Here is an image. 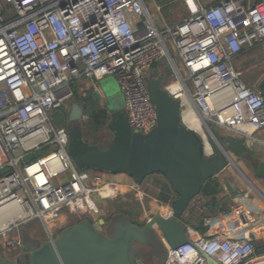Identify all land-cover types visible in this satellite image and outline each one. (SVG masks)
<instances>
[{
  "label": "built area",
  "instance_id": "1",
  "mask_svg": "<svg viewBox=\"0 0 264 264\" xmlns=\"http://www.w3.org/2000/svg\"><path fill=\"white\" fill-rule=\"evenodd\" d=\"M182 1L187 16L161 29L145 0H0V249L23 253L18 228L32 219L47 239L63 211L83 215L92 197L119 195L103 171L74 164L68 130L52 122V111L71 99L73 80H90L99 91L97 81L113 75L131 129L148 133L157 114L147 71L167 58L180 86L165 88L179 101L182 123L188 108L210 134L213 126L244 137L247 128L264 129V96L232 62L264 43V0ZM39 150L42 156L27 159ZM235 210L226 227L167 246L163 264H247L260 257L253 234L263 236L264 213Z\"/></svg>",
  "mask_w": 264,
  "mask_h": 264
},
{
  "label": "water",
  "instance_id": "2",
  "mask_svg": "<svg viewBox=\"0 0 264 264\" xmlns=\"http://www.w3.org/2000/svg\"><path fill=\"white\" fill-rule=\"evenodd\" d=\"M160 64L161 60L157 61L146 75L147 90L157 114V125L148 133L131 129L123 106L111 91L104 94L110 116L106 126L112 133L109 141L91 144L83 140L84 107L79 102L66 103L65 113L69 123L68 155L79 169L125 173L138 185L150 176L161 175L165 188L174 195L170 199L165 193L166 209L142 226L123 214H114L107 222L84 219L36 246L21 236L23 253L10 258L0 253V264H148L139 257L141 250H151L153 260L160 259L161 264L166 259L167 246L177 247L188 241L182 218L199 198L206 181L228 164L236 167L230 151L240 157H254L249 158V164L256 175L264 176V165L245 147L242 138L223 137L213 129V153L205 155L202 137L182 123L179 101L163 86ZM171 71L167 68L164 73ZM259 89L264 96V79ZM215 202L212 198L210 205L205 206L210 208Z\"/></svg>",
  "mask_w": 264,
  "mask_h": 264
},
{
  "label": "crops",
  "instance_id": "3",
  "mask_svg": "<svg viewBox=\"0 0 264 264\" xmlns=\"http://www.w3.org/2000/svg\"><path fill=\"white\" fill-rule=\"evenodd\" d=\"M263 48H264V43H260L250 48L244 49L233 59L232 62L234 68L240 72L243 69L242 63L247 64L251 60L254 61L263 60L264 58H262L261 55L263 54ZM149 70L147 71V73L149 72ZM263 75H264V71L257 76L260 77ZM91 86H92V82L89 80V87ZM96 92L101 94V97L105 102L100 87H99V91ZM86 135L87 136H85V133H83L82 134L83 138L86 140V142L92 144L109 141V137H110L108 136V133H86ZM227 137H230L232 139L242 138L244 140L245 147L251 150V152L254 154L257 160L264 165V129L253 131L252 133H249V135L245 137L239 136L237 133H232V135L230 136L227 135ZM229 153L232 156V159L236 161L237 164H239V166L242 168L245 174L247 173L246 174L247 177L251 178V179L249 178V180L250 181L252 180L251 182L254 181L255 183L254 186L256 187V189H258V192L255 191L256 193H253V188L248 184V178L246 180L244 177H242L239 171L236 170V167L234 165L232 164L226 165V167L218 175L215 176L219 183V192L215 197H213L216 200L215 205L210 208H207L205 205H210V201L212 198H206L200 195L199 198L194 201V203L192 202L193 204L191 206L192 207L194 206L193 212L190 213L188 209L182 218V222L187 227V236L190 239L198 238L199 236L202 235H207L210 233L212 229L216 230L226 227L228 222H233V220L236 218L237 215L235 209L237 208H241V207L243 208L244 206L259 211L261 213H264V196H263L264 178L258 177L254 173L252 167L242 157L235 155L231 151ZM246 166L249 168L250 173L244 170ZM102 179L104 181H112L117 184L119 196L118 198L117 197L116 198L119 199L120 201L125 196H128L137 190L135 188L136 187L135 185L137 183H135L132 177H130L125 173L112 174V173L103 172ZM164 185H165V180L161 175L150 176L148 179L144 181L142 185H140L143 188V191L145 190L144 192H146L145 194H147V197L150 199L152 205L155 204L156 202L160 203V207H161L160 211L166 209V203L164 202L166 200V196H165L166 192H168L167 194L169 195L170 199L174 198L173 193L169 192V190H167L165 188L166 186ZM116 198L101 199L97 196L92 197L88 201L91 207L89 208V212L84 214V217L91 222L99 221L100 219H102V215L100 213L101 211L100 207L102 205H105L107 200L108 201L113 200L112 202H114L116 201L115 200ZM97 205L100 206L97 207V209L99 210L97 209L95 210V207ZM119 211L120 210H118L116 213H119ZM149 213L151 212L149 211ZM66 214H68V212L63 211L58 223L53 227L56 231L55 233L58 234L61 232L63 228L67 227V224H65L67 222V218L65 216ZM201 214H202V218H201ZM128 216L131 222H135L133 220V216H135V214L129 213ZM209 219H210V223H206V220ZM262 239H264L262 236V231L255 232L253 234V240L258 241ZM148 264H156V263H148Z\"/></svg>",
  "mask_w": 264,
  "mask_h": 264
},
{
  "label": "rangeland",
  "instance_id": "4",
  "mask_svg": "<svg viewBox=\"0 0 264 264\" xmlns=\"http://www.w3.org/2000/svg\"><path fill=\"white\" fill-rule=\"evenodd\" d=\"M145 1L147 3V6H148V9L151 13L152 18L154 19V21L158 25V27L161 29L166 24H172V23H177V22L182 21L188 14V11H187L182 0H168V1L164 0L163 3H159V2H157V0H145ZM155 4L160 6V8H161L160 11L155 9L156 8ZM169 49H170L171 54L175 57V53L172 50V48L170 47V45H169ZM261 55H262V58H264V48H263V54H261ZM177 65L179 67V70H180L182 76H185L186 70L183 68L182 65H180V63L178 61H177ZM242 66H243V69L240 71L241 72V76H240L241 80L245 84L247 83V85L250 86L251 88L256 89L255 85L252 83V80L254 77H256L257 75H259L261 72L264 71V59L260 60V61L251 60L247 64L242 63ZM158 68L163 72V78H164L163 79V86L164 87L166 85H168L169 83L174 81L175 75H174L173 71H171V73H164L167 68H171L169 66L167 58L161 59V64L158 66ZM97 83H98V86L100 87L104 97H105V95H104L105 92H107V91L108 92L109 91L114 92L116 94L115 99L124 108L123 96L119 90L118 83H117V81L113 75L104 76V77L100 78L97 81ZM187 83L190 84V81H188ZM75 85H76V87H78V92H81V91H83V89L89 87V80L80 79V80L76 81ZM98 95H99L100 104L105 105V102L103 101V98L101 97V94L98 93ZM69 101H75L73 96L71 97V99ZM51 119H52V122L54 125H59V123H63V126H65L66 129L68 130L69 123L66 119V113H64L61 110V108L52 111ZM81 121H82L81 124H83V126H84V123L86 121V117L83 116ZM213 129L216 133H218V135H221L223 137H227V135H229V136L232 135V132L224 130V129H217L215 126H213ZM100 133H108V136H110L109 140L112 138L111 131L106 126H104V128L100 131ZM204 134H205L206 141L208 142V144L211 148L210 139L211 138L214 139V138H213L212 134L208 133L205 129H204ZM85 136H87L86 133H85ZM224 146H225V144H224ZM44 151L45 150H43V152ZM242 158L248 164L251 163V160L249 158L254 160V157H249V156H243ZM255 161H256V158H255ZM246 167L244 170H246L247 172L250 173L249 168L248 167L246 168ZM156 175H158V174H156ZM148 178H146V179H148ZM253 184H255L254 181H253ZM144 191H143V188L140 186L136 191H134L130 195L125 196L123 199H121V201L119 199H117L119 196L118 195L117 198L115 199L116 201L112 202L113 200L112 201L107 200L105 205H102L101 207L99 205H97L95 207V210L97 209V207H100V209H101L100 213L102 215V219L105 220L106 222L110 219L111 215H113V214H123L124 216H128V214L123 213V212L116 213L118 210L130 212V213L135 214V216H133V220L137 224L142 225L148 219H150L154 214L159 213L161 210L160 203L156 202L155 204L152 205L150 202V199L147 197V194H145L146 192H144ZM255 191L256 190L253 188V193H256ZM137 192H138V195H137ZM261 196H262V194H261ZM263 196H264V194H263ZM97 210H99V209H97ZM149 211L151 213H149ZM65 216L67 218V222L65 224H67V226H68V224H73L78 219L83 218L84 214L83 215H72V214L68 213ZM51 230L53 231L54 235L59 234V233L58 234L55 233L56 231L53 227L51 228ZM18 233L20 234V236H24L29 241L31 246H36L42 240L46 239V235H47L43 225L37 219H32V220H30L24 224H21L18 228ZM141 251L142 252L140 253L139 257H142L147 263L160 264V261H161L160 259L153 260L152 255H151V250H149L147 252H145L146 250L145 251L141 250ZM0 253L5 258L10 257V256L14 257L16 255V253H13V251L9 252L5 248L0 249ZM261 261H264V255L257 257V259H254L253 261H250L247 264H256V263L261 262Z\"/></svg>",
  "mask_w": 264,
  "mask_h": 264
},
{
  "label": "trees",
  "instance_id": "5",
  "mask_svg": "<svg viewBox=\"0 0 264 264\" xmlns=\"http://www.w3.org/2000/svg\"><path fill=\"white\" fill-rule=\"evenodd\" d=\"M157 2L163 3L164 0H157ZM75 83H76L75 80L71 82L72 96L75 99V101L79 102L84 107L83 114L86 117L84 126L82 124V131H83L82 134L83 133H100V131L104 128V126H106L110 118L106 105L100 104L99 95L98 93L95 92L92 86L83 89V91L81 92H78V87H76ZM59 125H63V123H59ZM83 140L85 139L83 138ZM95 144H98V143H95ZM223 144H225L226 146V143H224V141H223ZM43 154H44L43 150H39V151H36L35 153L28 155L27 159H35L36 157L42 156ZM258 177L264 178V176H258ZM218 192H219V183L216 177L214 176V177L209 178L206 181L205 185L202 188L200 195L206 198H213L218 194ZM193 209H194V206L189 207V212L192 213ZM119 212H123L126 214L130 213V212L121 211V210ZM201 218H202V214H201ZM84 219L86 218L84 217L80 218L73 224L78 223ZM133 223L139 226L143 225V224L142 225L137 224L136 222H133ZM253 246H254L255 255L257 256L264 255V239L258 240V241L253 240Z\"/></svg>",
  "mask_w": 264,
  "mask_h": 264
},
{
  "label": "bare ground",
  "instance_id": "6",
  "mask_svg": "<svg viewBox=\"0 0 264 264\" xmlns=\"http://www.w3.org/2000/svg\"><path fill=\"white\" fill-rule=\"evenodd\" d=\"M179 86H180V83L179 82L173 81V82H171L170 88L171 89H178ZM182 119H183V121L186 123V125L189 128H191L192 130L196 131L197 133H199L203 137L205 152L206 153H210L211 148H210L208 142L206 141L204 131L201 130L200 120L196 116V114L194 113V111L191 110V109L186 108L182 112ZM247 132L250 133L251 132V129L250 128H247ZM212 136L214 138L213 133H212ZM235 164H236V168H237L236 170L239 171L240 175L247 180L248 177L245 174V172L242 170V168L239 166V164H237L236 161H235ZM248 184L258 192V189H256V187L254 186L253 182H251L249 180V178H248Z\"/></svg>",
  "mask_w": 264,
  "mask_h": 264
},
{
  "label": "flooded vegetation",
  "instance_id": "7",
  "mask_svg": "<svg viewBox=\"0 0 264 264\" xmlns=\"http://www.w3.org/2000/svg\"><path fill=\"white\" fill-rule=\"evenodd\" d=\"M151 68H152V67H151ZM163 79H164V78H163ZM263 79H264V75H263V76H260V77L256 76V77H254L253 80H252L253 84L255 85L256 89L261 93V95H262V92H261V90L259 89V84H260V82H261ZM262 96H263V95H262ZM65 108H66V106L63 105V106L61 107V110L64 112ZM147 251H148V250H146L145 252H147ZM7 258H10V257H7Z\"/></svg>",
  "mask_w": 264,
  "mask_h": 264
}]
</instances>
